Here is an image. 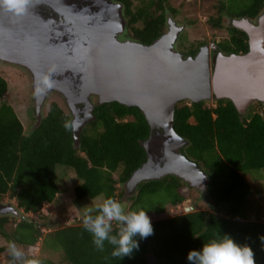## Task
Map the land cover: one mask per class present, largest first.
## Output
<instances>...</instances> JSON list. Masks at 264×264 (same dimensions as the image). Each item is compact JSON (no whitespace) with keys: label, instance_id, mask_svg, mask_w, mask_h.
Instances as JSON below:
<instances>
[{"label":"trees","instance_id":"16d2710c","mask_svg":"<svg viewBox=\"0 0 264 264\" xmlns=\"http://www.w3.org/2000/svg\"><path fill=\"white\" fill-rule=\"evenodd\" d=\"M122 1L129 38L150 45L166 32V13L171 7L168 0H141L140 5L137 0ZM216 5L207 25L213 31L228 33V38L219 44L220 50L226 55L247 53V34L225 21L255 20L264 11V0H217ZM171 12L176 18V11ZM196 23L188 21L190 26ZM205 45L208 42L201 41L185 54L195 56ZM8 90L9 84L0 77L1 201H15L27 215L40 213L59 194L58 167H66L77 175V200L103 195L122 201L126 189L121 185L125 186L147 161L143 144L150 136V127L139 108L117 102L97 104L96 119L86 126L76 149L72 128L66 130L64 126L65 121H72L67 110L52 102L41 125L27 134L5 101ZM175 130L189 142L182 152L209 176L203 198L212 203L215 212L202 210L152 219L153 234L147 238L137 235L139 248L119 259L111 256L112 246L107 242L105 250L98 251L83 224H71L44 235L43 244L58 251L62 258L58 262L39 261L40 264H190L187 257L191 250H201L204 242L223 234L240 245L250 246L256 264H264V221L248 219L254 191L245 178L253 171H264V105L254 104L242 115L227 99L215 106L183 102L176 108ZM191 190L175 176L144 182L128 198L132 202L128 209L140 206L148 215L161 214L166 202L176 208L186 201L185 193ZM162 192L163 206L148 208V200ZM12 221L13 218L0 217V238L8 244L15 241L20 246H35L43 237L44 231L37 224L21 221L13 230ZM115 227L114 224V230ZM4 252L6 247H1L0 257Z\"/></svg>","mask_w":264,"mask_h":264},{"label":"water","instance_id":"95a60500","mask_svg":"<svg viewBox=\"0 0 264 264\" xmlns=\"http://www.w3.org/2000/svg\"><path fill=\"white\" fill-rule=\"evenodd\" d=\"M92 2L87 6L70 0H32L20 16L0 10V64L20 68L32 78L36 126L44 119L48 97L59 94L72 117V138L78 149L84 129L96 119L95 100L139 108L150 127L143 144L147 161L126 183V195L133 196L144 182L168 176L204 194L210 179L182 152L189 142L175 130L176 108L183 102L207 103L216 97L232 101L245 115L254 103L264 104V15L257 23L228 19V25L247 34L249 51L220 52L213 73L212 53L218 45L203 46L185 59L176 47L184 28L172 17L167 19V31L144 45L126 36L128 21L121 5L109 11L103 1ZM42 5L52 6L72 25L43 23ZM42 75H49L54 86L36 95ZM24 215L12 201H0V217Z\"/></svg>","mask_w":264,"mask_h":264},{"label":"rangeland","instance_id":"374dc122","mask_svg":"<svg viewBox=\"0 0 264 264\" xmlns=\"http://www.w3.org/2000/svg\"><path fill=\"white\" fill-rule=\"evenodd\" d=\"M168 2L169 6L171 7L170 10H168L167 19L172 17L179 26L184 28L181 42H177L176 45L177 51L179 53H185L191 46L196 47L201 41L204 40H206L208 45H210L216 42L220 43L224 39L228 38V33L226 31H213L207 25L208 18L215 14L217 0H168ZM171 9L176 11V18L171 15ZM190 20L196 21V26H190L188 24V21ZM225 23L228 25V20H226ZM0 77L4 78L9 84V90L5 95V101L13 108L28 134L37 127V124L35 123L36 114L32 78L27 74L26 71L6 64H0ZM52 102H56L69 113L65 100L59 94L55 93L48 97L44 108V115L48 112L49 106ZM95 103L96 105L98 104L96 100ZM257 103L259 102L254 104ZM207 104L209 106H215V102L213 101L207 102ZM251 107H249V109ZM258 110L262 111L261 109ZM57 173L59 194L57 195L53 204L45 206L38 214L27 215L24 213V218L9 217L14 219V221H12L13 230H15V224L25 221L32 224H37L39 227L38 229L44 231V233H42L43 237L39 240L37 245H17L25 252L26 256L30 258H36L41 262H58L62 258L58 251H53L49 246L43 244L45 241L44 235L63 227L70 226L71 224H77L79 222L80 224H83V216L86 211L85 207L93 206L92 199H76L75 187L79 185V180L73 171L67 169L66 167H58ZM245 178L254 191V197H252L251 200V210L248 219L250 221H264V171H253L252 174L245 175ZM121 187L126 188L124 185H121ZM191 189V191L185 193L186 201L176 208H173L168 202H166L163 206L165 202L164 192L149 199L148 201L151 203V205L149 204L148 208L152 205H154L155 208L162 206L164 207V211L161 214H149L148 216L150 219H153L154 221L163 220L185 213H192L194 211L202 210L215 212L212 203L208 199L206 200L203 198V193L194 188ZM124 196L125 197L122 198V201L120 202L123 203L128 209L132 204V202L129 201L131 197L128 199L126 193ZM9 201H12L14 206L17 207L15 201L10 199L5 200V202ZM192 208H194V210H192ZM152 209L153 207L151 210ZM187 210L189 212H187ZM8 245L9 244L7 241L0 238V248L6 247V252H4L0 257V262L2 264H13L8 252Z\"/></svg>","mask_w":264,"mask_h":264},{"label":"clouds","instance_id":"9594fccd","mask_svg":"<svg viewBox=\"0 0 264 264\" xmlns=\"http://www.w3.org/2000/svg\"><path fill=\"white\" fill-rule=\"evenodd\" d=\"M31 3L32 0H0V10L20 16L27 13ZM259 18L255 22L249 20L257 23ZM128 30L129 28L126 30V36ZM53 86L52 78L49 75H42L37 79L35 94L41 95ZM64 126L66 130H70L73 127V122L65 121ZM92 205L85 207L83 226L91 234L92 243L98 251L105 250V242L112 246L111 256L113 258L130 256L134 250L139 248L135 237L139 235L141 238H147L154 232L147 210L140 206L129 210L117 199L103 195L95 197ZM261 239L264 240V237ZM8 252L13 264H40L38 259L26 256L15 241L9 242ZM187 259L190 264H256L252 248L248 245L238 244L226 234L217 235L208 242H204L201 250H191Z\"/></svg>","mask_w":264,"mask_h":264},{"label":"flooded vegetation","instance_id":"af4514ba","mask_svg":"<svg viewBox=\"0 0 264 264\" xmlns=\"http://www.w3.org/2000/svg\"><path fill=\"white\" fill-rule=\"evenodd\" d=\"M100 1H103L104 2V5L107 9H109V11H112V9L114 10H117V5H121L123 8V13L125 15V10H126V6H125V3H123L122 0H100ZM70 2L72 3H79V4H86L87 6H90L93 2L92 0H70ZM137 4L140 5L141 3V0H137L136 1ZM264 13V11L262 12V14ZM40 14L41 16H44V20H43V23H57V24H60V25H72V23H70L63 14H61L60 12L56 11L55 8H53L52 6H48V5H42L40 6ZM168 12L166 13V16H167ZM261 14V15H262ZM260 15V16H261ZM258 16L255 21L260 17ZM167 18V17H166ZM254 21V20H252ZM254 21V22H255ZM188 25V24H187ZM129 27H127L128 29ZM182 36V35H181ZM134 40V39H132ZM135 41V40H134ZM178 42L180 43L181 42V37L180 39L178 40ZM221 43V42H220ZM220 43H217L216 44L218 45V49L217 51L213 52L212 53V65H213V73L215 71V65H216V59H217V56L220 52H223L220 50V47H219V44ZM184 57L185 59L188 58V57H193V56H187L185 53L183 52H180ZM224 53V52H223ZM225 55V54H224ZM21 70V69H20ZM28 74V73H27ZM29 75V74H28ZM220 101V100H218ZM216 97L214 98L213 102L217 103L218 102ZM79 107L83 108L84 106L83 105H79ZM36 118V117H35ZM1 201V200H0ZM2 203H7L5 201H1Z\"/></svg>","mask_w":264,"mask_h":264}]
</instances>
